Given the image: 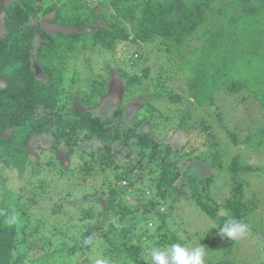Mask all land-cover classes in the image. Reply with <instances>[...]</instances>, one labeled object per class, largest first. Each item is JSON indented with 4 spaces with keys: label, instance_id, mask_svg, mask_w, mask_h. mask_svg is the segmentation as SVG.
Instances as JSON below:
<instances>
[{
    "label": "trees",
    "instance_id": "trees-1",
    "mask_svg": "<svg viewBox=\"0 0 264 264\" xmlns=\"http://www.w3.org/2000/svg\"><path fill=\"white\" fill-rule=\"evenodd\" d=\"M46 17L57 29L47 28ZM148 43H154L165 60L152 82L156 92L143 105L142 117L129 114L124 103L109 115L96 110L107 93L108 74L100 78L88 75L86 79L95 83L90 90L76 85L80 81L76 71L66 84L76 53L118 55L116 59L124 57L126 64L134 65L142 60L140 48ZM152 68H142V74L124 72L125 100L147 90L145 79L150 78ZM180 80L184 81L183 93L175 90ZM80 91L79 102L86 107L78 110L71 100ZM252 97L264 108V0H0L1 168L16 170L23 180L27 173L32 179L40 173L72 176L75 171L101 189L100 196L84 194L73 207L80 209L77 225L84 230L69 239L72 241L54 245L50 253L54 260L47 264L66 258L67 264H92L95 257L107 258L109 264H146L143 244L152 238L154 229L160 235V247L179 241L177 234L169 235V229L161 233L164 224H158L166 217L160 207L175 190V200H181L182 194L192 199L220 228L229 219L241 221L250 206L234 171L251 166L241 162L240 152L232 154L228 164L232 180L238 182L230 183L229 196L221 207L211 194L213 172L201 174L192 151H184V141L158 139L152 120L170 119L174 106L186 101L189 104L180 107L174 127L177 135L186 138L185 132L197 130L198 135L206 136L207 146L217 142L207 118L199 111L195 114L198 107L211 108L233 142L240 143V122H230L226 116L242 107L251 121L247 129L260 134L258 138L246 134L242 142L259 149L264 146V123L258 125L255 110L245 104ZM261 116L264 120V114ZM33 138L48 139V144L36 147L39 161L27 148ZM195 148L194 144L192 150ZM62 149L67 161L74 164L70 168L55 160V152ZM187 156L189 160L183 161ZM211 156L204 158L213 168L227 162L223 151ZM31 183L35 189L24 198L20 191L26 183L17 190L4 189L6 195L0 198V264H20L28 251L25 244L23 249L19 247L26 242L24 228L35 222L41 232L46 226L47 211L38 212L34 221L32 212L42 208L39 199L53 194L54 189L43 177ZM146 190L153 196H147ZM126 193L134 198L129 200ZM56 202L48 217L60 207ZM165 205L173 207L172 203ZM12 213L18 219L8 225L6 219ZM149 221H153L152 227ZM89 237L92 245L84 243ZM43 239L40 235L34 243ZM64 244L67 256L61 254ZM16 251L20 253L14 256ZM211 264L236 263L225 259Z\"/></svg>",
    "mask_w": 264,
    "mask_h": 264
},
{
    "label": "rangeland",
    "instance_id": "rangeland-1",
    "mask_svg": "<svg viewBox=\"0 0 264 264\" xmlns=\"http://www.w3.org/2000/svg\"><path fill=\"white\" fill-rule=\"evenodd\" d=\"M47 17L44 18L47 28L53 30L57 29L55 25L49 23V18ZM140 51L143 52L141 57L142 60H140L138 64L136 63L134 65L130 63L126 64L124 57L116 59L115 57H118V55L112 57V54L92 55L88 52L81 53L77 56L76 53L75 58H72L69 64L70 70L67 75L68 78L66 80V84L69 83V80H71L69 77L75 74L74 72L76 71L77 76L80 78L79 83L76 85L82 86L83 90H90V87L92 88L95 83L91 82L90 78L86 79L88 75L95 76V78H100L105 76L104 74H108L110 76V84L107 88L106 95L101 98L96 110L101 115H109L113 112L116 106H118L120 103H124L126 111L129 114H140L139 117H142L143 114H141V111L143 110V105L150 97L154 95V92H156L155 84L152 82H156V75L162 71L159 65L160 63H163L162 61L165 59L162 53L156 50L154 43L143 44L140 48ZM84 57L86 58L85 61ZM122 59L124 60L123 62ZM81 61L84 63L82 64ZM118 64L122 66L117 67ZM149 65H152L153 68L150 78L145 79V87H147V90H139L135 96L125 100L126 88L125 77L123 76L124 72L126 71L130 74L138 72L142 74V68ZM84 79H86V81H84ZM183 84L184 81L180 80L178 83H176L175 90L177 92L183 93V90L181 89ZM67 88H69V86H67ZM80 93H82V91H80L76 97L71 100V104L74 105L78 110L86 107V105L79 102V96L81 95ZM186 97L188 98V96ZM185 104L188 105L189 103H186V101L183 103L181 101L176 106H174L175 111L171 114L172 117L170 119L164 120L161 117L153 119L152 129L156 137L160 140H173V142L184 141L186 143L184 151H192L191 157L193 158V162L199 165L201 174L209 175L211 172H213L215 177L212 181L211 194L220 202L221 207L225 205L224 203L227 201V197L229 196L231 186L230 183L238 181L243 183V196L246 198V202L250 207L248 208L247 214L241 221L248 225V231L246 235L240 239H221L218 235L220 227L216 225L215 221L212 220L205 213V211L197 205L195 201L183 196V194L181 196V200H175L177 192V190H175L173 193L167 194L168 201H166V203L162 204L160 207L161 212H165L166 214L164 221L160 219L158 220V224L162 222L164 224L163 229H161V233L165 232L166 229H169L170 236L175 233L179 237V241L177 243H187L190 245L203 244L207 250L206 264H211L218 260L225 259H230L236 264H264V146L258 149L254 148L248 143L242 142L246 134L252 135L254 138H258L260 134L257 132V130L254 131V129H247L250 126L251 121L249 118H246L247 115L243 111V108L237 107L236 112L233 115L226 116V120L231 119L230 122L239 121L241 124V134L239 137L241 142L234 143L230 138L229 133L222 127L216 112H214L211 108H208V110H203L202 108L198 107V110H196L195 114L198 115L200 112L207 118V123L211 124L212 130H215L217 142H215V140L210 147L207 146L203 141L206 136L201 134L198 135L197 130H193L190 134L188 133V135L185 132L184 135L186 138H183V136L177 135L174 127L176 126V120L179 117V109L181 106L184 107ZM245 104L250 107V109L255 110L254 112L259 119L258 125L264 123V120L261 116L264 114V108H260L258 100L252 97L250 102L245 101ZM220 105L223 104L220 103ZM156 114H158V111H156ZM194 120L195 118L193 121ZM39 144H48V139L33 138L27 146L28 149L32 150L31 154L33 159L37 160V158H39L38 161L40 160V157L36 147ZM194 144L196 145V148L195 150H192ZM217 151L225 152L227 162H224L222 167L216 166L213 168L208 162H206L204 155H208L210 158H213L211 155ZM239 152L240 158L242 159L241 162L243 164L245 163L250 165L251 167L246 170H243L240 167L236 169L234 171V178L238 181H235L232 180V172L230 168H228V164L231 163V155L235 153L239 154ZM54 157L56 162L59 161V163H64L65 168H70L74 165L70 161H67V152L65 149L56 151ZM182 160H189V156L183 157ZM59 166L62 165L59 164ZM0 170L1 199H3V197L6 195L7 190H17L21 184L25 183L27 185L23 191H20V193L22 194L23 198L26 197L29 192L35 189L34 183L28 184L30 180L36 181L37 178L43 177L45 183H47V180L50 181V186L49 184L48 186L54 189V193L49 194L52 195L50 197L47 195L46 197L39 199L38 202L42 208H36L32 212V216L34 218L32 217L31 221L36 220L35 217H37L38 212L43 210L47 211L49 215L50 206L55 200H57V204H60V207L55 208V215L50 217H48L47 214L44 215L43 220L48 228L46 226L41 227V232L39 227L36 226L35 222L33 223L29 221L31 224L28 228H24L25 231L23 233V238L26 242L20 244L19 247L23 249L24 244L28 247V251L24 254L20 264H47L52 262L54 259L52 260L50 253L54 247H56L54 245L62 244L72 237L79 235L77 234L79 230H84L82 226L77 225V217L80 213V209L73 210V207L79 201L83 200L84 194H88L90 198L100 196L101 189H98L95 183V185H93L92 180H86L82 178L81 176L77 175L75 171L73 172L74 175L72 176L67 172L65 173V176L52 174L49 175L50 177L44 176L41 173L34 176L31 174L32 179L28 178L29 173H27L22 175L23 178H25V180H23L17 175L16 170L10 172L4 171L1 166ZM125 182L126 180H122V183ZM4 189H6V191ZM146 195L153 196L150 190H146ZM125 196H127L129 200L134 198V196L130 193H126ZM170 203L173 205L171 209L167 208V205H165H170ZM72 216L74 217L72 218ZM150 222L153 223V221H149L148 226L150 225L152 227ZM35 227L38 229H35ZM151 234H153L151 236L152 238L143 244V252H145L143 256L144 258L147 255V250L149 248L153 246H160L158 244L160 235L158 236L157 230L154 229L153 233ZM40 235H42L44 239L34 243V240H37L38 236ZM163 246L166 245L164 244ZM64 248L65 249L61 254L67 256V246ZM19 253V251H16L14 256H17ZM60 257L62 256L58 254V259H62ZM76 259L77 258L75 257L71 261L75 262ZM63 260L64 262L62 260H56V262L58 264H67V258ZM54 262L52 264H54Z\"/></svg>",
    "mask_w": 264,
    "mask_h": 264
},
{
    "label": "clouds",
    "instance_id": "clouds-1",
    "mask_svg": "<svg viewBox=\"0 0 264 264\" xmlns=\"http://www.w3.org/2000/svg\"><path fill=\"white\" fill-rule=\"evenodd\" d=\"M18 215L12 213L6 219L8 225L17 222ZM115 224V221H113ZM119 228L120 225L116 224ZM248 225L238 219H229L220 228L218 235L221 239L228 238L232 240L240 239L246 235ZM84 243L92 245V238H87ZM207 250L203 244L190 245L187 243H171L160 247L153 246L147 250L145 256L146 264H206ZM92 264H109L107 258L95 257Z\"/></svg>",
    "mask_w": 264,
    "mask_h": 264
}]
</instances>
